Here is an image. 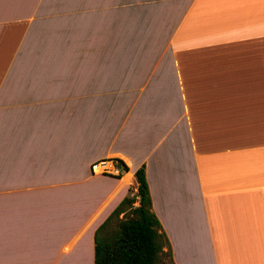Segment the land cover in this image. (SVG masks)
Wrapping results in <instances>:
<instances>
[{
  "label": "crops",
  "instance_id": "1",
  "mask_svg": "<svg viewBox=\"0 0 264 264\" xmlns=\"http://www.w3.org/2000/svg\"><path fill=\"white\" fill-rule=\"evenodd\" d=\"M138 169L170 264H264V0H0V264H85Z\"/></svg>",
  "mask_w": 264,
  "mask_h": 264
},
{
  "label": "trees",
  "instance_id": "2",
  "mask_svg": "<svg viewBox=\"0 0 264 264\" xmlns=\"http://www.w3.org/2000/svg\"><path fill=\"white\" fill-rule=\"evenodd\" d=\"M126 171L121 162H116ZM135 193L124 197L93 235L92 264H162L166 238L150 212L142 169L134 172Z\"/></svg>",
  "mask_w": 264,
  "mask_h": 264
},
{
  "label": "built area",
  "instance_id": "3",
  "mask_svg": "<svg viewBox=\"0 0 264 264\" xmlns=\"http://www.w3.org/2000/svg\"><path fill=\"white\" fill-rule=\"evenodd\" d=\"M92 169H95L99 173H112L117 175L119 172V167L116 162H109V161H101L94 164Z\"/></svg>",
  "mask_w": 264,
  "mask_h": 264
},
{
  "label": "rangeland",
  "instance_id": "4",
  "mask_svg": "<svg viewBox=\"0 0 264 264\" xmlns=\"http://www.w3.org/2000/svg\"><path fill=\"white\" fill-rule=\"evenodd\" d=\"M87 248H88L89 252L86 255L85 264H92V259H93V241L92 240L89 243H87ZM87 258H89V260ZM162 264H170V263H169L168 259L166 257H164Z\"/></svg>",
  "mask_w": 264,
  "mask_h": 264
}]
</instances>
